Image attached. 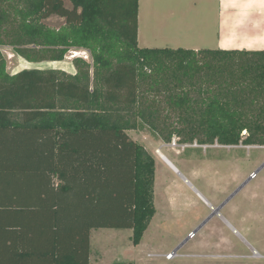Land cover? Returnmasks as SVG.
<instances>
[{"label":"trees","instance_id":"obj_1","mask_svg":"<svg viewBox=\"0 0 264 264\" xmlns=\"http://www.w3.org/2000/svg\"><path fill=\"white\" fill-rule=\"evenodd\" d=\"M0 1L13 3L0 8V28L16 24L12 33L22 45L52 51V61L72 48L85 50L93 69L90 87L89 66L79 59L74 75L38 69L9 75L0 59V264H90L95 229H129L139 245L155 214L154 160L126 133L139 122L166 143L177 137L180 145L264 146V107L249 120L238 101L203 90L192 99L184 85L204 67L219 69L206 66V57L229 61L264 51L141 49L139 0H68L70 9L63 0ZM51 16L64 24L47 27L42 22ZM256 78L264 83V70ZM162 94L174 122L157 120L163 101L155 98ZM118 104L133 106V122L106 121ZM14 111L22 123L10 122Z\"/></svg>","mask_w":264,"mask_h":264},{"label":"rangeland","instance_id":"obj_2","mask_svg":"<svg viewBox=\"0 0 264 264\" xmlns=\"http://www.w3.org/2000/svg\"><path fill=\"white\" fill-rule=\"evenodd\" d=\"M203 1L193 0V14L197 20L195 29L203 28L206 15ZM63 2L66 8H71L68 0ZM153 2L157 3L158 8L171 10L179 16L185 0H141V7L148 12L152 9ZM12 4L0 1V8L8 10L7 7ZM212 16L210 9L207 16L209 24L212 23ZM42 23L49 28L58 29L64 24V19L51 16ZM5 27V30L0 28V59L5 61L9 75L25 69L61 70L74 75L77 72L74 59H79L89 66V86H93L92 60L87 51L72 48L61 61H52V51L33 45L25 46L16 39L12 33L16 24L9 21ZM13 46L24 54L35 56L38 62H29L16 54ZM138 46L145 48L143 44ZM85 55L87 59H84ZM205 62L210 67L220 65L219 69L208 70L204 67L193 81L185 79L184 85L192 88H188L192 99H200L199 90L204 93L207 91L219 95L223 100L238 101L237 104L246 117L254 119L250 114L264 107V83L256 78L264 70V57H236L229 61L206 57ZM167 78L170 85L175 87L172 76ZM164 97L162 94L155 98V101H163L160 105L158 103L161 112L157 120L174 122L177 114L169 112ZM145 98L148 101L153 99L149 94H145ZM147 103L144 105L148 107ZM21 115V112L14 111L10 112L9 117L20 122ZM104 117L109 123L125 120L133 122L135 113L133 114V106L118 104L106 112ZM126 133L154 160L155 214L137 246L131 243L132 232L129 229L93 230L91 254L94 264H264V260L246 257L250 255V251L240 239L242 237L256 253L264 257V148H246L243 145L229 148L184 146L179 144L177 137H172L166 143L140 122L137 129ZM161 144L168 147L159 149ZM156 150L213 208L218 209L219 203H223L203 226L199 227V224L208 213L201 209V204L205 201L188 189L190 185H183V178L164 164L155 153ZM167 255L172 256L168 258Z\"/></svg>","mask_w":264,"mask_h":264},{"label":"crops","instance_id":"obj_3","mask_svg":"<svg viewBox=\"0 0 264 264\" xmlns=\"http://www.w3.org/2000/svg\"><path fill=\"white\" fill-rule=\"evenodd\" d=\"M153 3L152 9L147 12L145 8L141 7V0L138 1L137 45L143 44L146 49L168 48L176 50L180 48L194 52L200 50L264 51V0H204L202 4L206 15L202 29H195L197 20L194 19L193 0H185L179 16L171 10L158 8L157 3ZM205 8L208 9L206 10ZM210 9L213 12L211 24L208 23L207 19ZM9 120L15 124L23 122V119H20V122H18L17 120H12L10 117ZM165 146L167 145L161 144L159 149L165 148ZM214 146L219 147L218 145ZM198 147L208 148L212 146ZM221 147L229 148L235 146ZM248 147L264 148V146H246V148ZM161 159L171 171L180 178H183L164 156ZM182 183L186 186L190 185L188 189L201 196L199 191L189 181L183 178ZM201 198L209 204L203 196ZM34 200H38L36 196H34ZM92 231L89 241L90 264H94L91 254ZM240 239L250 251V255L246 256L247 258L264 260V258L253 257L252 251L255 250L242 237ZM36 264L44 263L37 261Z\"/></svg>","mask_w":264,"mask_h":264},{"label":"flooded vegetation","instance_id":"obj_4","mask_svg":"<svg viewBox=\"0 0 264 264\" xmlns=\"http://www.w3.org/2000/svg\"><path fill=\"white\" fill-rule=\"evenodd\" d=\"M222 206H223V203H219L218 209H220ZM201 209L204 212H208V213L204 216V218L200 220L199 227L203 226L215 214V210H216L211 205L209 206V204H207L206 202H203V204H201Z\"/></svg>","mask_w":264,"mask_h":264},{"label":"built area","instance_id":"obj_5","mask_svg":"<svg viewBox=\"0 0 264 264\" xmlns=\"http://www.w3.org/2000/svg\"><path fill=\"white\" fill-rule=\"evenodd\" d=\"M86 56V55H85ZM88 57L86 56L84 59H87ZM173 145H175V143L173 142ZM252 256L255 258H264L263 256L259 255L258 253H256L255 251H252Z\"/></svg>","mask_w":264,"mask_h":264},{"label":"bare ground","instance_id":"obj_6","mask_svg":"<svg viewBox=\"0 0 264 264\" xmlns=\"http://www.w3.org/2000/svg\"><path fill=\"white\" fill-rule=\"evenodd\" d=\"M73 57H74V56H73ZM155 153H156L157 155H159V156L162 158V156L160 155V152H159L158 150H156ZM160 157H159V158H160ZM167 257L169 258L170 256L167 255Z\"/></svg>","mask_w":264,"mask_h":264},{"label":"water","instance_id":"obj_7","mask_svg":"<svg viewBox=\"0 0 264 264\" xmlns=\"http://www.w3.org/2000/svg\"><path fill=\"white\" fill-rule=\"evenodd\" d=\"M217 210H219V209H216V210H215V213L217 212ZM169 256H172V255H169Z\"/></svg>","mask_w":264,"mask_h":264}]
</instances>
